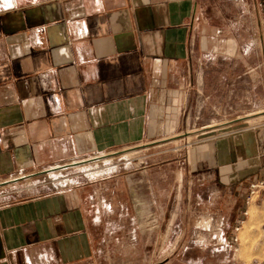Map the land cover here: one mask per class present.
Returning <instances> with one entry per match:
<instances>
[{"label":"crops","instance_id":"1","mask_svg":"<svg viewBox=\"0 0 264 264\" xmlns=\"http://www.w3.org/2000/svg\"><path fill=\"white\" fill-rule=\"evenodd\" d=\"M233 20L264 57V0H0V264H195L178 261L195 249L179 226L206 214L229 244L242 212L264 206L245 203L264 177V124L203 133L187 166L34 179L162 140L208 98L204 53ZM227 248L204 252L227 264Z\"/></svg>","mask_w":264,"mask_h":264},{"label":"rangeland","instance_id":"2","mask_svg":"<svg viewBox=\"0 0 264 264\" xmlns=\"http://www.w3.org/2000/svg\"><path fill=\"white\" fill-rule=\"evenodd\" d=\"M232 23H227L221 32L213 31L209 46L204 53L208 66L206 71V90L208 98L202 103L206 94L198 95L196 101L200 109L186 112L184 116L173 117L169 122L162 140L146 147L128 149L119 154L110 155L100 160L71 166L67 169L37 174L34 182L47 187L53 186V177H64L71 182L85 180L88 171L95 168L113 166L126 172L160 161H178L187 166L189 152L203 133L217 135L230 133L241 129L253 128L264 124V57L260 47L253 43L254 34L248 24L238 29ZM217 25V24H215ZM246 72H248L246 74ZM239 78H236L237 75ZM198 106V105H197ZM196 106V107H197ZM263 111V112H262ZM182 118V121H181ZM147 151L140 153L139 151ZM156 152V154H154ZM105 159H111L101 162ZM86 168V169H85ZM84 169V170H83ZM87 170V172H85ZM96 172V171H95ZM102 171H97L99 174ZM106 176V171L98 175ZM250 211V212H249ZM210 226L216 229L218 221L213 217ZM203 216H196L193 221L179 224V229L188 231L189 242L195 247L189 255H179L178 261H194L195 264H218L219 256L206 254L199 248L197 240L204 236L201 228L205 225ZM220 223V222H219ZM225 230V224L221 223ZM237 233L238 242L226 250L227 264L241 262L242 264H264V206L251 207L248 216ZM230 244H228L229 246ZM212 246V245H211ZM215 247V246H213ZM168 258L164 255L148 256V263H160ZM177 259V258H176Z\"/></svg>","mask_w":264,"mask_h":264},{"label":"built area","instance_id":"3","mask_svg":"<svg viewBox=\"0 0 264 264\" xmlns=\"http://www.w3.org/2000/svg\"><path fill=\"white\" fill-rule=\"evenodd\" d=\"M102 159V157H96V158H92L91 160H100ZM111 159H105L101 162H106L109 161ZM90 160H86V161H78V162H71L68 164H65L63 166H58L55 168H51L50 170L46 171H54L56 169H67L71 166H77L79 164H83L86 162H89ZM113 166H108V167H101V168H95V169H91V171H88L86 174H84V176L87 178V180H95L96 178H98L99 176L97 174L91 175L92 173H94L95 171H102L101 173H103L104 171L108 172V170L112 169ZM99 173V174H101ZM52 184L55 185H71L74 182H71L69 180H67L66 178H58V177H53L51 180ZM263 199L264 200V177L256 178L250 181L249 185H248V192H247V196L245 199V203L249 204L254 200H258V199ZM242 219L239 221L238 224L235 225V227L233 228V232L234 234L231 236L230 242H229V246L228 243L225 242L224 237L222 236V229H224V227L222 225H220L221 223H217L216 225V229H213L211 225L212 223V219L213 216L211 214H206L205 216H203V218L205 219V225L203 226V228H201L203 235L202 237H199L198 235L196 237L199 238V240H197V243L199 244V248L200 249H207L208 247L215 246V247H229L230 249L232 248L233 244H236L238 242L237 236L236 234L238 233L239 229L241 228L242 221L243 218H245L247 216V210H244L242 212Z\"/></svg>","mask_w":264,"mask_h":264},{"label":"bare ground","instance_id":"4","mask_svg":"<svg viewBox=\"0 0 264 264\" xmlns=\"http://www.w3.org/2000/svg\"><path fill=\"white\" fill-rule=\"evenodd\" d=\"M263 112V111H262ZM86 169V168H85ZM84 170V169H83ZM85 172H87V170L85 171ZM95 173H97V171L96 172H94V173H92L91 175H94ZM99 175V174H98ZM250 212V211H249Z\"/></svg>","mask_w":264,"mask_h":264}]
</instances>
